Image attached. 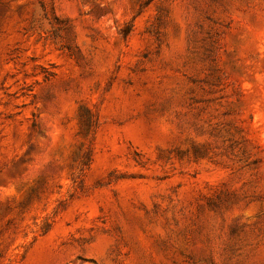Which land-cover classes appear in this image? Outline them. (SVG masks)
<instances>
[{
	"label": "rangeland",
	"instance_id": "obj_1",
	"mask_svg": "<svg viewBox=\"0 0 264 264\" xmlns=\"http://www.w3.org/2000/svg\"><path fill=\"white\" fill-rule=\"evenodd\" d=\"M0 264H264V0H0Z\"/></svg>",
	"mask_w": 264,
	"mask_h": 264
},
{
	"label": "trees",
	"instance_id": "obj_2",
	"mask_svg": "<svg viewBox=\"0 0 264 264\" xmlns=\"http://www.w3.org/2000/svg\"><path fill=\"white\" fill-rule=\"evenodd\" d=\"M64 23H66V21H61L58 18H55V23H50V28L47 29L45 33L47 38H50L55 43L59 44L62 50L69 52L71 48L68 43L71 39L72 29Z\"/></svg>",
	"mask_w": 264,
	"mask_h": 264
}]
</instances>
